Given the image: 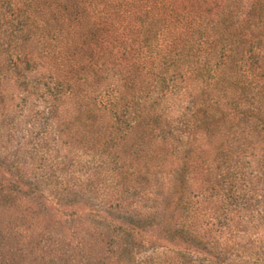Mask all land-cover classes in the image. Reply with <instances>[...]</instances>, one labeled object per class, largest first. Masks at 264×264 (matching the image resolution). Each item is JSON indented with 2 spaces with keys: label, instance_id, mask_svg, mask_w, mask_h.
<instances>
[{
  "label": "trees",
  "instance_id": "obj_1",
  "mask_svg": "<svg viewBox=\"0 0 264 264\" xmlns=\"http://www.w3.org/2000/svg\"><path fill=\"white\" fill-rule=\"evenodd\" d=\"M0 264H264V0H0Z\"/></svg>",
  "mask_w": 264,
  "mask_h": 264
}]
</instances>
